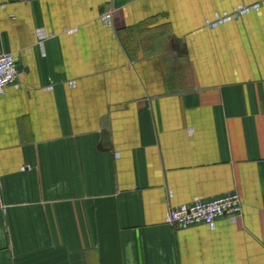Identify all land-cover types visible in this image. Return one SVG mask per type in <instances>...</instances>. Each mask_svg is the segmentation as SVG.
<instances>
[{
    "label": "crops",
    "instance_id": "0c3cea01",
    "mask_svg": "<svg viewBox=\"0 0 264 264\" xmlns=\"http://www.w3.org/2000/svg\"><path fill=\"white\" fill-rule=\"evenodd\" d=\"M258 1L0 0V264H264V7L206 26Z\"/></svg>",
    "mask_w": 264,
    "mask_h": 264
},
{
    "label": "built area",
    "instance_id": "2783aa9c",
    "mask_svg": "<svg viewBox=\"0 0 264 264\" xmlns=\"http://www.w3.org/2000/svg\"><path fill=\"white\" fill-rule=\"evenodd\" d=\"M264 7V0L251 5H239L230 12L216 13L213 20H206V26L216 28L222 24L238 20L252 12H259ZM110 15L104 16V22L110 24ZM44 30L38 31V38L41 41L51 37ZM16 59L12 54L0 55V95L4 94L10 86H16L19 78V70ZM238 191H230L219 197L210 200L195 199L189 204L180 205L171 209L166 216V222L186 229L194 225H207L215 227L216 222L221 218H227L232 224L238 223L243 215V201ZM9 206L4 202L2 195V184L0 181V211L8 212Z\"/></svg>",
    "mask_w": 264,
    "mask_h": 264
}]
</instances>
